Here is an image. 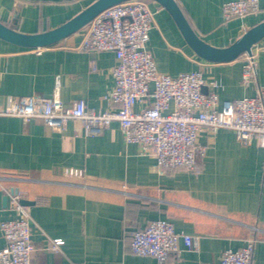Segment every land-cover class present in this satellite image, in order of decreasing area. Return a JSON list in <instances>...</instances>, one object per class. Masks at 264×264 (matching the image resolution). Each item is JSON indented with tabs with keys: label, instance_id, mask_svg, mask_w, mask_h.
I'll return each instance as SVG.
<instances>
[{
	"label": "crops",
	"instance_id": "crops-1",
	"mask_svg": "<svg viewBox=\"0 0 264 264\" xmlns=\"http://www.w3.org/2000/svg\"><path fill=\"white\" fill-rule=\"evenodd\" d=\"M93 0H0V21L23 33L43 32L75 16ZM195 33L225 47L264 19L260 10L224 21L222 4L230 0H175ZM153 12L146 44L158 71L175 75L201 70L220 84L221 99L254 94L241 83L242 57L211 62L186 43L168 11L146 0ZM83 27L44 47H22L0 38V109L23 96H52L56 86L65 105L83 99L88 108L115 107L106 98L114 86L110 50L79 48ZM252 52L257 83L264 87V38ZM139 105L134 109L138 110ZM205 146L194 170L161 173L137 143H127L116 121L95 136L69 120L54 132L39 118L24 122L0 115V221L16 218L4 186L17 189L29 203L32 264H156L131 250L132 234L153 219L195 239L180 240V255L170 264H217L225 249L237 250L255 238L252 263L264 264V148L255 139L239 143L234 132L219 128L201 133ZM81 170L80 176L64 169ZM60 238L59 250L50 240ZM4 245L0 233V248Z\"/></svg>",
	"mask_w": 264,
	"mask_h": 264
},
{
	"label": "built area",
	"instance_id": "built-area-1",
	"mask_svg": "<svg viewBox=\"0 0 264 264\" xmlns=\"http://www.w3.org/2000/svg\"><path fill=\"white\" fill-rule=\"evenodd\" d=\"M259 10L260 0H230L222 4V18L228 21ZM152 20L153 12L146 0H126L105 8L83 26L80 49L110 50L117 58L111 70L114 86L106 96L115 107L96 111L80 98L65 105L56 86L52 96L37 92L23 96L0 109V115L16 116L24 122L39 118L54 132L63 130L69 120H77L89 136L100 134L116 121L125 142L137 143L143 154L154 158L161 173L194 170L197 157L205 152L199 136L219 128L231 129L243 145L255 139L264 148V87L257 83L252 50L241 55L240 81L243 86L253 85L254 94L221 99L216 90L220 84L213 78H204L201 70L175 75L158 71L146 47ZM135 105L140 108L135 110ZM63 172L82 174L72 168ZM3 191L18 216L0 221L4 240L0 264H32L28 207L20 202L16 188L4 186ZM180 240L188 249L196 247L195 239L176 232L170 221L153 219L133 232L130 245L136 255L151 256L156 264H170V255H180ZM254 242L255 238H251L237 250H223L217 264H253ZM62 243L60 238L51 239L50 248L57 251Z\"/></svg>",
	"mask_w": 264,
	"mask_h": 264
},
{
	"label": "water",
	"instance_id": "water-1",
	"mask_svg": "<svg viewBox=\"0 0 264 264\" xmlns=\"http://www.w3.org/2000/svg\"><path fill=\"white\" fill-rule=\"evenodd\" d=\"M126 0H93L75 16L59 26L37 33H23L0 21V38L22 47H44L77 31L105 8ZM165 8L173 18L186 43L201 58L211 62H229L244 53L264 38V19L245 30L238 38L225 47H215L202 40L191 28L175 0H154ZM28 204L26 200H20Z\"/></svg>",
	"mask_w": 264,
	"mask_h": 264
}]
</instances>
